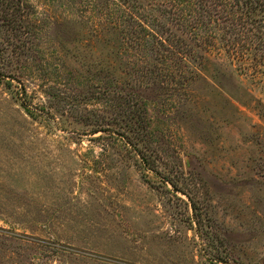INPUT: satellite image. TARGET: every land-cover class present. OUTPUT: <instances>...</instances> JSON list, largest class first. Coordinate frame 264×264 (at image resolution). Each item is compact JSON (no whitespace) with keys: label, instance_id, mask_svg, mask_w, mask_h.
<instances>
[{"label":"rangeland","instance_id":"374dc122","mask_svg":"<svg viewBox=\"0 0 264 264\" xmlns=\"http://www.w3.org/2000/svg\"><path fill=\"white\" fill-rule=\"evenodd\" d=\"M222 1L0 0V264H264V7Z\"/></svg>","mask_w":264,"mask_h":264},{"label":"trees","instance_id":"16d2710c","mask_svg":"<svg viewBox=\"0 0 264 264\" xmlns=\"http://www.w3.org/2000/svg\"><path fill=\"white\" fill-rule=\"evenodd\" d=\"M195 1H196V4H195ZM236 1L237 0H224L222 2H219V4L222 5L223 7L231 8L232 9L233 3H235ZM183 2H184V4L185 3H189V6L188 7L194 8L193 9L194 12H195V9H196L195 6H200L201 7L200 9H202L201 10L202 13H200V15L202 17H206V18L212 17L214 15V13H215V8H217V4H216L215 0H211V1L210 0H207L206 2H205V0H183ZM230 2H233V3H230ZM241 5H242V8L243 9L246 8L247 10L250 9L253 12H261L262 11V8L264 7V1L263 0H244V1H241ZM193 11H190V12H192V14H195ZM196 20H197V26H199V24H201V22L204 19H202V18L200 19L198 17V18H196ZM198 22H199V24H198ZM203 22H202V26L204 28H207L206 23L204 24ZM125 35H126V37L123 38V40L125 39L127 41H131L132 34L127 32ZM138 37H135V39L138 40ZM128 43L132 44L131 42H128ZM135 45H136V47H139L138 44H135ZM133 46L134 45L132 44V45H130V47L129 46H127V47L128 48H134ZM162 48H164V47H162ZM166 50H167V48H166ZM103 60H105V59H103ZM103 60H101V61H100V59L93 60V61H91V63H89V65L86 66L87 67V73L91 77L92 76L95 77V78L96 77H101L102 72L108 71L111 68L114 70V67L111 66L113 63H110V62L105 63ZM97 72H99V74H97ZM26 110L28 111V107H27ZM28 113H29V111H28Z\"/></svg>","mask_w":264,"mask_h":264}]
</instances>
